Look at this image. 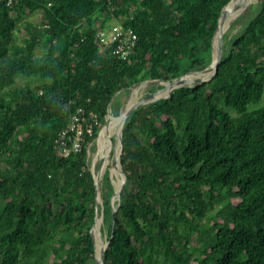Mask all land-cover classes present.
<instances>
[{
  "label": "trees",
  "instance_id": "obj_1",
  "mask_svg": "<svg viewBox=\"0 0 264 264\" xmlns=\"http://www.w3.org/2000/svg\"><path fill=\"white\" fill-rule=\"evenodd\" d=\"M229 1L0 0V264H94L87 148L112 97L207 67ZM110 20L137 35L128 60L101 51L95 28ZM263 92L260 0L224 42L210 81L175 88L124 121L126 180L114 213L107 171L100 188L109 241L102 264H264V106L248 110ZM73 114L84 118V141L60 154L56 139Z\"/></svg>",
  "mask_w": 264,
  "mask_h": 264
},
{
  "label": "rangeland",
  "instance_id": "obj_2",
  "mask_svg": "<svg viewBox=\"0 0 264 264\" xmlns=\"http://www.w3.org/2000/svg\"><path fill=\"white\" fill-rule=\"evenodd\" d=\"M259 3V2H258ZM258 3H252L250 6H248L245 11L236 19L234 20L229 26L225 27V31L223 34V39L224 42H226V47H228L230 40L236 36L244 27V25L251 19L253 18L256 13L258 12ZM244 3H240L237 5V7L229 14L228 20L231 18V16L239 10V8L243 5ZM29 19H31L34 22L39 21V13H34L31 16H29ZM112 20L107 22V25L112 24ZM22 34H18V36H21ZM225 36V37H224ZM42 52L41 47H37L35 49V55L39 56ZM212 61V58H211ZM211 69V64L209 67L210 71ZM191 75L188 74L184 76L183 78H187ZM154 79L146 80L139 85L133 86L131 85L130 87L126 89H122L117 94L115 97L112 99L110 102V106L108 109V113L105 117L104 123L101 125L99 128L97 137L94 139V141L90 142L88 144L87 148V156L89 159L90 163V169L93 172V176H96L97 172L100 170V179L98 182V191H99V217L101 218V222L99 225V233H98V241L101 243V245L105 244L107 240V234H108V226L107 223L104 222V216H103V200L101 197V182L104 173L107 171L109 174V178L111 180V184L113 186V192L115 190V183L119 180L122 179V174H120L117 170V168H120V165H116V155L118 154L119 151V146L118 148L116 147V125H112L108 128L107 132L102 133L103 127L106 125V121L108 117H112L114 120H117L119 115L124 111L125 107L127 106L129 100L131 98H134L135 100H141L145 96L149 95L150 93L154 92L155 90L159 89L158 92L164 91L165 88L161 85L152 82ZM41 79L37 78H24V77H19L18 78V83L23 84V85H36L41 83ZM195 84V83H194ZM191 84V85H194ZM143 89V90H142ZM162 89V90H161ZM140 93V94H139ZM133 95V96H132ZM145 105V104H143ZM264 106V92L262 95L261 100L258 103H251L248 105V110H253V109H258L260 107ZM108 123V122H107ZM102 133V134H101ZM106 138V139H105ZM109 149V150H108ZM118 149V151H117ZM103 150L104 154L106 156H103ZM108 150V151H107ZM103 157V158H102ZM106 160V161H105ZM119 166V167H118ZM112 197V195H111ZM110 197V200H111ZM114 197V196H113ZM119 205V201L116 199L113 201V206L115 207V211L117 210V206ZM95 239V237L93 236ZM95 242V240H94Z\"/></svg>",
  "mask_w": 264,
  "mask_h": 264
},
{
  "label": "water",
  "instance_id": "obj_3",
  "mask_svg": "<svg viewBox=\"0 0 264 264\" xmlns=\"http://www.w3.org/2000/svg\"><path fill=\"white\" fill-rule=\"evenodd\" d=\"M232 0H230L221 10V13H220V16H219V19H218V24H217V27H216V30H215V33L213 35V38H212V58L215 56V60H214V66L211 68L212 69V74L210 75V77L207 79V80H204V79H198L197 81H195V84L194 85H188L186 84V82L183 80L184 76H186L187 74H190V73H196V72H204L206 70L209 69L210 67V64L201 69V70H192V71H189L179 77H176V78H173L172 80H161V79H154L152 80V82H155V83H159L161 81L163 82H167V86L166 87H170L171 89L169 90L168 92V95L167 96H164L162 98H166V97H170L171 95V92L173 91V89L175 88H178V87H181V86H188V87H194V86H197L199 84H202L204 82H208L210 81L214 76L215 74L217 73V70H218V65L221 61V58L223 56V52H224V39H223V36L222 35H217V32L219 30V27L221 26V23L226 19V17L228 16V12L225 11V8L226 6L231 2ZM146 81V80H145ZM144 81H140L136 84H133V86H136V85H139L140 83H142ZM162 90V89H161ZM157 91H159V89L155 90L154 92L150 93L149 95L145 96L144 98H142L141 100H138L136 102H134L129 108L128 110L125 111V113L123 114V120L121 121V128H120V132H119V136L116 138V142L119 144V151H118V154L115 158V161L117 163V165H120V155H121V151H122V143H121V135H122V127H123V124H124V121L126 120L127 116L130 114V112H132L134 109H136L138 106L140 105H143V104H147L149 102H153L155 100H158L160 98H156L155 97V94L157 93ZM117 94V93H116ZM115 94V95H116ZM115 95L112 97V99L115 97ZM111 99V101H112ZM110 101V102H111ZM112 118V117H111ZM110 121L109 118L107 119L106 121V124L107 122ZM119 167V166H118ZM118 172L120 174H122L123 178H122V183L120 185V188L113 192L112 196L116 195L118 196L117 200L119 201V196H120V191L123 189L124 185H125V180H126V176L124 175L122 169H121V166L120 168H117ZM100 170L97 172L96 176H94V183H95V193H96V197H95V217H94V222H93V225L90 229V233H91V236H92V239L94 241V238H93V228L95 226V223L97 221V219H99V191H98V182H99V179H100ZM110 203H111V209H112V213L115 212V207L113 206V201H112V197H111V200H110ZM113 232V230H112ZM111 232V233H112ZM109 244V241H107L105 244H103L101 246V249L99 251V258H96L95 256V262L94 264H102L103 263V257H104V251L106 249V247L108 246ZM94 246H95V242H94Z\"/></svg>",
  "mask_w": 264,
  "mask_h": 264
},
{
  "label": "built area",
  "instance_id": "obj_4",
  "mask_svg": "<svg viewBox=\"0 0 264 264\" xmlns=\"http://www.w3.org/2000/svg\"><path fill=\"white\" fill-rule=\"evenodd\" d=\"M8 5H11L15 0H5ZM95 37L100 44L101 51L111 49V53L120 60H128L132 54L136 45L137 35L132 28L124 26L120 21L113 20L111 25L99 24L97 22ZM80 113L81 110L79 109ZM71 123L69 127L59 132L56 142H58L62 149L60 154H68L69 151H78L84 141L83 127L81 121L84 119L77 114H73L71 117ZM74 130L75 133L71 137L68 134V130ZM85 131L88 134L92 133V125L88 123L85 126ZM66 138L71 140V145L67 146Z\"/></svg>",
  "mask_w": 264,
  "mask_h": 264
},
{
  "label": "bare ground",
  "instance_id": "obj_5",
  "mask_svg": "<svg viewBox=\"0 0 264 264\" xmlns=\"http://www.w3.org/2000/svg\"><path fill=\"white\" fill-rule=\"evenodd\" d=\"M260 0H232L225 8V11L228 12V16L226 17V19L221 23V26L219 27V30L217 32V35H222L224 34L225 31V27L229 26L234 20H236L242 13L243 11L250 6L252 3H258ZM244 3L237 12H235L231 18L228 20L229 14L237 7L238 4L240 3ZM214 60H215V56L212 58L211 61V68L214 66ZM212 69H210V71H204V72H196V73H191V75L187 78H184L183 80L186 82V84L191 85L194 84L195 81H197L198 79H204L207 80L210 75L212 74ZM20 76V75H19ZM161 86H167V82H159L158 83ZM20 87V86H19ZM171 88L168 86L166 87V89L164 91H160L158 93L155 94L156 98H161L164 96L168 95V92ZM143 90V89H142ZM140 94V93H139ZM133 96V95H132ZM138 100H135L134 98H131L127 104V106L125 107L124 111L119 115V117L117 118V120H114L113 118L108 117L110 121H108V124L103 128L102 133L107 132V129L109 128V126L112 125H116V138L119 136V132H120V128H121V121L123 120V114L125 113L126 110H128V108ZM87 109V108H86ZM85 109V110H86ZM86 114V113H85ZM87 115V114H86ZM85 115V116H86ZM113 117V116H112ZM101 133V134H102ZM106 139V138H105ZM119 144H116V147L118 148ZM108 151V150H107ZM118 151V149H117ZM103 156H106V154H104V150H103ZM117 156V155H116ZM103 158V157H102ZM106 161V160H105ZM117 165V164H116ZM118 190V186L115 183V191ZM118 198V196L114 195L113 197V201H115ZM101 222V218L99 217V219H97L95 226L92 230L93 232V236L95 237V256L96 258H99V251L101 249V243L98 241V233H99V225Z\"/></svg>",
  "mask_w": 264,
  "mask_h": 264
}]
</instances>
